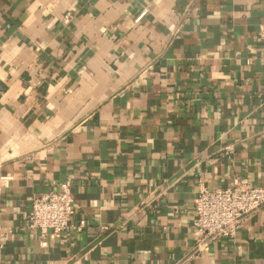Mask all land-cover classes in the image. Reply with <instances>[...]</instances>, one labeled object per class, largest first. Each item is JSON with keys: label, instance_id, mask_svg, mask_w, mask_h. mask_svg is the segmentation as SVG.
<instances>
[{"label": "crops", "instance_id": "1", "mask_svg": "<svg viewBox=\"0 0 264 264\" xmlns=\"http://www.w3.org/2000/svg\"><path fill=\"white\" fill-rule=\"evenodd\" d=\"M264 0H0V264H264V209L197 251L202 186L264 184ZM69 181L60 237L24 228Z\"/></svg>", "mask_w": 264, "mask_h": 264}, {"label": "built area", "instance_id": "2", "mask_svg": "<svg viewBox=\"0 0 264 264\" xmlns=\"http://www.w3.org/2000/svg\"><path fill=\"white\" fill-rule=\"evenodd\" d=\"M264 60V23L259 31ZM196 214L197 251L208 250L211 243L234 238L243 220L264 209V184L236 183L229 188L209 189L202 186L194 199ZM75 213L71 183L63 182L58 191L37 195L24 228L31 237H60L70 227Z\"/></svg>", "mask_w": 264, "mask_h": 264}]
</instances>
